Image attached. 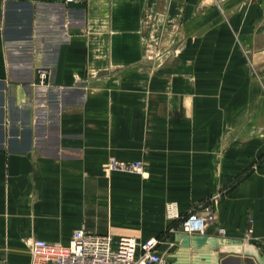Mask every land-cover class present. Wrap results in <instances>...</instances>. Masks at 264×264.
I'll return each mask as SVG.
<instances>
[{"label":"crops","instance_id":"1","mask_svg":"<svg viewBox=\"0 0 264 264\" xmlns=\"http://www.w3.org/2000/svg\"><path fill=\"white\" fill-rule=\"evenodd\" d=\"M79 228L264 264V0H0V264Z\"/></svg>","mask_w":264,"mask_h":264},{"label":"built area","instance_id":"2","mask_svg":"<svg viewBox=\"0 0 264 264\" xmlns=\"http://www.w3.org/2000/svg\"><path fill=\"white\" fill-rule=\"evenodd\" d=\"M79 1V0H65ZM39 82L45 83L48 72L40 66L37 70ZM109 171H130L144 173L141 160L127 161L111 158ZM166 214L170 220H180L182 228L188 234L206 233L208 226L214 223L216 215L209 206L194 210L183 216L176 202L166 205ZM219 232L224 234L225 229ZM159 239L151 237L140 243L135 236L122 235L115 239L110 233L97 235L83 228L75 229L68 243H55L47 239H32L29 245L31 264H165L166 259L158 253Z\"/></svg>","mask_w":264,"mask_h":264}]
</instances>
